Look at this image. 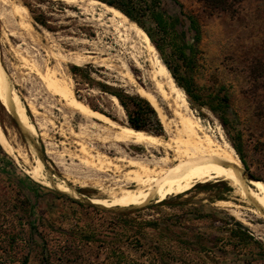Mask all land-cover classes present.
<instances>
[{
  "label": "rangeland",
  "instance_id": "obj_1",
  "mask_svg": "<svg viewBox=\"0 0 264 264\" xmlns=\"http://www.w3.org/2000/svg\"><path fill=\"white\" fill-rule=\"evenodd\" d=\"M9 1L8 5L23 6L28 14L19 19L4 6L8 15L6 20L0 18V61L32 131L24 132L0 103V262L264 264V216L238 202L226 182L199 184L148 206L121 210L91 205L56 191V184H64L85 199H108L104 192L115 189L120 179L113 171L102 173L80 165L73 156L79 153L71 133H81L85 126V133L92 137L84 142L112 158L123 154L151 160L171 152L162 147L95 140L97 130L88 127L77 113L67 112L38 76L53 71L59 79H66L64 83L71 85L79 100L119 125L128 126L123 108L111 100L113 91L138 95L139 87L155 93L167 122H175L177 112L197 122L212 139L236 146L245 160V171L264 183V118L255 108L262 93L257 90L261 79L256 77L264 70V0H243L233 13L215 14L198 0H132L149 6L143 22L156 32L169 64L181 78H192L200 102L206 103L196 107L187 100L188 109L165 88L154 55L142 37L133 32L123 40L106 18L98 20L105 12L99 4L91 6L89 0ZM154 13L170 23L167 32L158 28ZM76 56L81 59L78 65L74 64ZM74 66L80 69L74 71ZM162 88L164 94L160 95ZM218 99L229 103L220 114L223 121L209 107ZM29 103L37 109L36 114ZM162 130L161 135L143 132L169 139V132ZM28 133L31 144L25 141ZM34 147L42 155L38 178L30 174L35 166ZM18 149L26 154V162L16 156ZM81 181L84 188L78 187ZM221 201L230 206L218 204Z\"/></svg>",
  "mask_w": 264,
  "mask_h": 264
},
{
  "label": "bare ground",
  "instance_id": "obj_2",
  "mask_svg": "<svg viewBox=\"0 0 264 264\" xmlns=\"http://www.w3.org/2000/svg\"><path fill=\"white\" fill-rule=\"evenodd\" d=\"M8 1L9 0H0V18H5V16L8 15L7 12L5 13L3 9L4 6H9L10 11L8 13L16 16V18L19 17V19H22L24 18V14H28L26 13V10L23 6L8 5L10 2ZM60 1L74 2L75 0ZM89 3L91 4V6L99 4L103 7L105 12L99 14L98 20L106 18L108 26L112 27L113 30L118 32V34H120L121 36L123 35V40H128L126 36L132 34L133 32L138 33L142 37L147 45V48L149 49L148 51H151L154 55L153 61L155 60V64L157 65L161 76L165 80V88H167L169 93L174 96L176 102L179 103L181 107L187 108L188 102L183 91L175 84V81L169 74L168 69L159 60V57L156 56L155 48L151 44L146 33L142 29L137 27L134 23L129 21V19H127L121 12H119V10H116L115 8L110 7L105 3L99 2L97 0H89ZM107 14H110V16H107ZM19 19L17 21H19ZM80 61L81 59L79 58V56H76L74 58V64L78 65ZM100 61H102V59ZM26 62H28V60ZM93 63H95V61ZM126 69L128 70V68ZM155 70L154 72H156ZM34 71L36 72V69ZM36 74H38V72H36ZM38 76L44 85L43 87H45V89L50 94L58 97L63 102V108H65L67 112L71 114L77 113L78 115H80L82 120L88 124V127L97 130V133L93 135V138L95 140L98 139L103 142L108 140L110 142L113 141L114 143L124 145L131 144L143 146L144 148L162 147L165 150L171 152V154L169 155L164 153V155L158 157L157 159L151 160H145L135 155L123 156V154L119 155L118 158H112L108 156V153H106V151L100 152V150H97V148L95 149L93 147H90L87 145V143L84 142L85 139L91 138L92 136L85 133L86 126L82 124L81 126H85H83L84 131L82 129L81 133H71L72 137L76 139L74 143L78 147L79 153L78 155L73 154V156L78 160L80 165L82 164L87 168H91L102 173L106 171H113L120 178L117 179L118 183L115 189L104 192L108 199H86L89 204L98 205L105 208H129L142 207L145 205L148 206V204L162 201L168 196L183 194L191 190L196 185L223 181L232 188L233 194L234 196H236L235 198H237L238 202L253 208L257 215L264 216V183L262 181H257V179L249 180L247 178V176L245 175V169L241 165V162L238 156L235 154L234 149L225 140L216 141L212 139L209 133L207 134L203 133L204 131H201L197 122H194L190 118H187L177 112L174 113L176 119L175 122H167V119L165 120L164 115L160 111L158 101L154 95L155 93L153 94L150 91L148 92L144 90V88L138 87L137 89L138 95L146 99L149 104L155 109L162 127H164V129L169 132L170 138L167 140L161 139L157 136H153L141 130L133 129L127 125H119L116 121L110 119L100 111L92 109L73 94V91L70 89L71 85L68 87V83H66L67 85L64 83L66 79L65 81L64 78L62 80L59 79L57 77V74H55L51 70H47V72H45L44 74H38ZM130 82L132 83L133 81L130 80ZM158 91L160 95L164 94L163 88L159 89ZM111 100L115 104H117L119 108H121L116 97L111 96ZM0 103L10 112L12 117L17 121L18 125H20V128H22L24 132L28 131L31 133V126L29 125L28 127V125L25 124L27 120L24 109H22L19 105V97L15 90L11 87L1 61ZM32 103H29V109L32 113L36 114L37 109ZM60 104L62 106V103ZM28 138L29 133L27 134V139ZM15 151L18 158H20L24 162L27 161L26 154L22 153L20 149ZM33 152L35 155V166L31 167L30 174L38 178V169L42 168V162L38 150L35 149ZM115 152L119 153L117 150H115ZM47 154H50V152L47 151ZM81 179L83 178L81 177ZM76 182L78 183V181ZM97 184L100 185V183ZM63 185L56 184L54 186L56 187L55 190L60 193H66L73 199L81 200V194H79L75 189L66 188ZM84 186V181L79 182L78 187L84 188ZM218 204L227 207L230 206L226 201L218 202ZM238 207L240 208L241 206ZM231 213V215H233L238 221L242 222L240 216L236 212L233 211Z\"/></svg>",
  "mask_w": 264,
  "mask_h": 264
},
{
  "label": "trees",
  "instance_id": "obj_3",
  "mask_svg": "<svg viewBox=\"0 0 264 264\" xmlns=\"http://www.w3.org/2000/svg\"><path fill=\"white\" fill-rule=\"evenodd\" d=\"M99 2L105 3L106 5L119 10L126 18H128L131 22L135 23L140 29H142L146 35L148 36L152 45L157 49L160 54L161 60L163 64L166 66L168 71L170 72L173 80L175 81L176 85L183 90L185 93L188 102L191 105L196 107H202L206 105V103H201L200 98L198 96L197 91L195 90L193 84L191 83L190 78H181L177 70L172 67L168 60L165 58L162 48L159 45L158 38L156 36V32L148 28L145 23L143 22V17L150 8L147 4L141 6L139 3L134 2L132 0H97ZM203 8H205L210 14L220 13V12H235L236 6L242 2L243 0H198ZM154 20L156 21V25L158 28L163 31L167 32L170 23L165 22L162 16L158 13H154L153 15ZM190 20V18H189ZM191 23V28L195 29V26ZM196 31V30H195ZM198 34H195V40H198ZM264 66V65H263ZM74 71L79 70L78 66H74L72 68ZM73 72V71H72ZM262 75H257L256 78H260L261 82L257 86V90H260L262 93L260 94V99L255 101V108L257 109L258 115L261 118H264V70H260ZM74 73V72H73ZM112 94L117 98L120 106L123 108L127 124L129 127L151 132L155 135H161L162 125L157 117L155 109L149 104V102L138 96V95H129L121 91H113ZM210 110L217 115L220 121H223V118L220 114L225 112V110L229 107V103L226 99H218L217 104L214 106H209ZM234 150L237 152L239 156V160L241 165L247 170V166L245 163L244 158L241 156V152L237 149L236 146H233ZM259 180V179H257ZM26 260H22L20 264H26ZM0 264H15V262L6 263L0 262Z\"/></svg>",
  "mask_w": 264,
  "mask_h": 264
},
{
  "label": "water",
  "instance_id": "obj_4",
  "mask_svg": "<svg viewBox=\"0 0 264 264\" xmlns=\"http://www.w3.org/2000/svg\"><path fill=\"white\" fill-rule=\"evenodd\" d=\"M8 81H9V79H8ZM9 83H10V81H9ZM10 85H11V83H10ZM24 138V137H23ZM25 139V138H24ZM25 141L27 142V143H29V144H31V142H32V140H31V137H30V139L28 140H26L25 139ZM35 149H37L36 147H34ZM38 150V149H37ZM38 152H39V155H40V158H41V161H42V155H41V153H40V151L38 150ZM245 175L247 176V178L249 179V180H255L250 174H248L246 171H245ZM86 199H88V198H86ZM83 196H82V198H81V200H79V201H86L87 202V200H86ZM92 205V204H91ZM95 206H98V205H95ZM99 207H102V206H99ZM102 208H105V207H102ZM116 209V210H121L122 208H120V207H113V208H106V209Z\"/></svg>",
  "mask_w": 264,
  "mask_h": 264
}]
</instances>
